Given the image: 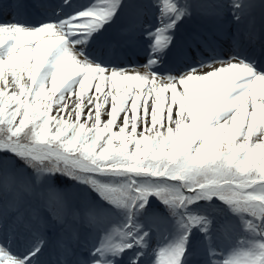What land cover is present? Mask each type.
<instances>
[{"label":"snow or ice","instance_id":"1","mask_svg":"<svg viewBox=\"0 0 264 264\" xmlns=\"http://www.w3.org/2000/svg\"><path fill=\"white\" fill-rule=\"evenodd\" d=\"M121 3L62 18L57 12L38 25L25 21L45 7L39 0L0 4L12 15L0 21V152L22 164L0 159V264H42L45 257L47 264H121V257L144 264L151 228L139 217L152 197L182 229L163 249L164 264H184L196 228L206 264H240L215 258L212 220L189 211L201 200H219L240 217L252 239L238 249L247 251L246 264H264V65L234 55L162 71L178 23L191 15L189 0H145L141 19L121 28L111 47L131 42L142 25L146 62L101 64L78 45L110 25ZM207 4L223 19L231 9L238 25L253 7ZM153 13L148 30L143 16ZM61 176L109 207L58 185Z\"/></svg>","mask_w":264,"mask_h":264},{"label":"rangeland","instance_id":"2","mask_svg":"<svg viewBox=\"0 0 264 264\" xmlns=\"http://www.w3.org/2000/svg\"><path fill=\"white\" fill-rule=\"evenodd\" d=\"M0 159H10L12 161V164L15 163L16 167H20L22 164L20 161L16 160L14 157L11 156L10 153L0 152ZM62 177V176H61ZM61 177H58L57 180L59 183L64 182V179L61 181ZM75 182V181H74ZM249 256H246L245 258H240L242 264H246V259H248ZM256 258H259V255L257 253Z\"/></svg>","mask_w":264,"mask_h":264},{"label":"bare ground","instance_id":"3","mask_svg":"<svg viewBox=\"0 0 264 264\" xmlns=\"http://www.w3.org/2000/svg\"><path fill=\"white\" fill-rule=\"evenodd\" d=\"M109 2V0H102L101 2H99V7L100 8H102L106 3H108ZM126 9H130V6H127V7H125ZM123 12V9H121V11H118V13H117V15H116V17H114V19H113V22H116V20H119L120 19V17H122V15H120V13H122ZM118 15L120 16V17H118ZM124 19H128V16L126 17H124Z\"/></svg>","mask_w":264,"mask_h":264}]
</instances>
